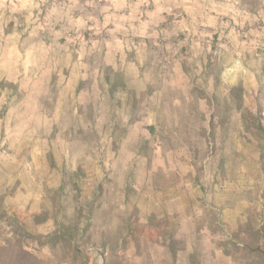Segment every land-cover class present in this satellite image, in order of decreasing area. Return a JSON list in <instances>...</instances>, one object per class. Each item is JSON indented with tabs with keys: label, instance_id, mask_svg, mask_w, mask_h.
<instances>
[{
	"label": "rangeland",
	"instance_id": "1",
	"mask_svg": "<svg viewBox=\"0 0 264 264\" xmlns=\"http://www.w3.org/2000/svg\"><path fill=\"white\" fill-rule=\"evenodd\" d=\"M10 1L0 0V34ZM177 45L151 44L166 77L156 88H125L139 94L128 120L122 111L82 124L45 118L37 87L67 76L46 73L47 62L28 73L27 90L0 79V264H264V39L256 56L232 58L229 67L243 66L241 86L225 91L182 82L201 79L195 67L220 56ZM175 86L206 99L190 119L149 117L152 100ZM249 115L261 126L256 137L245 129ZM170 126L188 132L165 135Z\"/></svg>",
	"mask_w": 264,
	"mask_h": 264
},
{
	"label": "crops",
	"instance_id": "2",
	"mask_svg": "<svg viewBox=\"0 0 264 264\" xmlns=\"http://www.w3.org/2000/svg\"><path fill=\"white\" fill-rule=\"evenodd\" d=\"M9 10L10 21L1 26L0 79L27 90L29 72H41L47 65L46 73H66L55 85L47 78L37 87L41 88V114L54 112L53 118L71 115L81 124L115 111L130 119V105L139 94L125 92V88H156L166 77L157 66L155 50H150L157 41H178L175 50L180 48L181 54H218L217 64L195 67L201 79L182 82L225 91L241 86L237 70L242 71L243 66L229 67V62L235 56L239 61L242 56H256L255 48L264 39V0H11ZM12 14L18 15L11 20ZM16 17L23 18L18 27ZM39 57L47 60L38 62ZM172 68L171 77L176 79L183 68ZM229 73L233 78L227 80ZM115 76L121 80L117 84ZM172 91L175 95L165 96L168 103L164 105L161 94L152 100L149 117L161 120L168 110L171 120L190 119L194 104L206 99L184 93L179 86ZM29 95L19 103H28ZM115 103L125 108L112 107ZM185 131L170 126L164 134L181 136Z\"/></svg>",
	"mask_w": 264,
	"mask_h": 264
},
{
	"label": "trees",
	"instance_id": "3",
	"mask_svg": "<svg viewBox=\"0 0 264 264\" xmlns=\"http://www.w3.org/2000/svg\"><path fill=\"white\" fill-rule=\"evenodd\" d=\"M244 122H245L246 131L250 132L252 136L256 137L257 136V132L259 130H261V126L259 125V123H256L257 122L256 118H254L251 115H249L248 118ZM258 148L260 150H262V148H263L262 142H261V144L259 143V147ZM75 254H78V253L75 252Z\"/></svg>",
	"mask_w": 264,
	"mask_h": 264
}]
</instances>
